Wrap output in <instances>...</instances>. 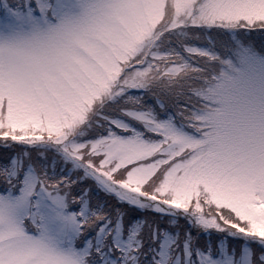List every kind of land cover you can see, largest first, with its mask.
<instances>
[{"label":"snow or ice","instance_id":"6c2138e0","mask_svg":"<svg viewBox=\"0 0 264 264\" xmlns=\"http://www.w3.org/2000/svg\"><path fill=\"white\" fill-rule=\"evenodd\" d=\"M0 264H264V0H0Z\"/></svg>","mask_w":264,"mask_h":264}]
</instances>
